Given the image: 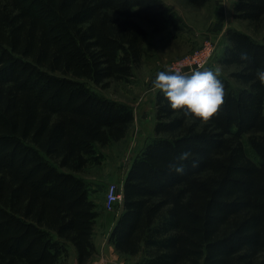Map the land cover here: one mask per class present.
Here are the masks:
<instances>
[{"label":"trees","instance_id":"trees-1","mask_svg":"<svg viewBox=\"0 0 264 264\" xmlns=\"http://www.w3.org/2000/svg\"><path fill=\"white\" fill-rule=\"evenodd\" d=\"M232 15L259 28L264 0H234ZM176 20L164 0H0V264H67L69 245L77 264L92 259L100 212L79 173L99 163L98 146L126 137L135 113L91 84L133 77L149 31ZM225 40L217 62L229 75L198 70L225 90L209 121L157 90L153 135L109 234L137 264H264V33L230 26ZM184 152L178 174L169 165Z\"/></svg>","mask_w":264,"mask_h":264},{"label":"rangeland","instance_id":"rangeland-1","mask_svg":"<svg viewBox=\"0 0 264 264\" xmlns=\"http://www.w3.org/2000/svg\"><path fill=\"white\" fill-rule=\"evenodd\" d=\"M168 2V3H167ZM167 6L174 12L176 22L170 23L160 33L151 30L144 44L143 63L134 69V75L129 80H111L109 86L102 88L91 84L104 95L123 101L132 106L135 120L128 134L123 139L110 145L98 146L99 163L96 161L84 172L91 176V197L97 203L100 212L96 228L103 237L110 230L120 213L122 203H118L114 211H107L104 206L107 185L116 182L122 186L134 157L153 135L155 109L153 98L156 91H150L160 71L173 72L172 64L183 56L200 48L206 40L216 45V54L209 60V67L217 73L227 76L232 68H227L217 62L225 47V32L230 27H236L261 40L264 33V23L257 28L248 21L236 19L232 15L234 0H209L204 6L196 7L187 0H165ZM233 85H237L231 79ZM106 219L110 222L106 223ZM111 231V230H110ZM99 237V235H98ZM98 239V238H97ZM69 245L67 264H74ZM109 264H137L136 256L122 255L119 252H107ZM101 252L93 256L89 263L105 264Z\"/></svg>","mask_w":264,"mask_h":264},{"label":"clouds","instance_id":"clouds-1","mask_svg":"<svg viewBox=\"0 0 264 264\" xmlns=\"http://www.w3.org/2000/svg\"><path fill=\"white\" fill-rule=\"evenodd\" d=\"M240 59L251 63L252 57L247 52H241ZM256 78L264 85V70H256ZM154 88L162 91L165 99L172 109H183L184 115H193L201 121H209L220 111L224 104L225 90L222 82L211 70L194 71L191 75L161 71L153 82ZM191 152L179 155V164H170V169L178 174H183L185 165L191 157ZM196 167L197 163L192 162Z\"/></svg>","mask_w":264,"mask_h":264},{"label":"built area","instance_id":"built-area-1","mask_svg":"<svg viewBox=\"0 0 264 264\" xmlns=\"http://www.w3.org/2000/svg\"><path fill=\"white\" fill-rule=\"evenodd\" d=\"M215 50L216 45L206 40L200 48L175 61L170 69L173 72L179 71L181 74L188 75L190 73H193L194 71L207 68L210 66L208 65V63L211 57L213 56ZM122 200L123 194L121 186L118 185L116 182H110L107 185L105 193V209L107 211H114L116 209L117 204L122 203Z\"/></svg>","mask_w":264,"mask_h":264},{"label":"crops","instance_id":"crops-1","mask_svg":"<svg viewBox=\"0 0 264 264\" xmlns=\"http://www.w3.org/2000/svg\"><path fill=\"white\" fill-rule=\"evenodd\" d=\"M165 1V0H164ZM168 3V2H167ZM161 72V71H160ZM153 90H155L156 91V93H157V90L158 89H155L154 87L150 90V91H153ZM155 101H156V96L153 98V101H150V102H152L153 103V106H154V108H153V111H154V109H155ZM155 122V121H154ZM154 125V124H153ZM91 165H93V164H91ZM90 166V165H89ZM88 166V167H89ZM87 167V168H88ZM85 171V170H84ZM81 172V173H79V175H82V176H85L90 182H91V176H88L87 174H86V172ZM120 211H121V209H120ZM97 221H98V218H97ZM97 221H96V223H97ZM107 222H110L108 219H106V223ZM114 223H115V220L113 221V223H112V221H111V225H110V230L112 229V227H113V225H114ZM110 230H109V232L106 234V235H104L103 237H101L102 235L101 234H99V230L96 228V225H95V229H94V237H93V239H94V243H95V245H96V248H97V252H96V254L98 253V252H101V254H102V256L104 257V261L106 262L105 264H109L108 263V260L109 259H107V252H111L112 254H115V253H117L118 251H116V249H115V247H114V245L109 241V234H110ZM98 235H99V237H98ZM98 238V239H97ZM71 251V253H72V259H73V261H74V264H77V258H76V249H73V250H70ZM95 255V254H94ZM93 258V257H92ZM90 262V261H89ZM88 262V264H91V263H89Z\"/></svg>","mask_w":264,"mask_h":264}]
</instances>
